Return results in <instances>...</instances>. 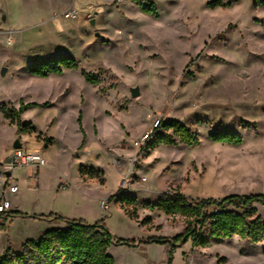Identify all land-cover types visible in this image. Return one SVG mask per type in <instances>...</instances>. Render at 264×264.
Segmentation results:
<instances>
[{
  "label": "rangeland",
  "instance_id": "rangeland-1",
  "mask_svg": "<svg viewBox=\"0 0 264 264\" xmlns=\"http://www.w3.org/2000/svg\"><path fill=\"white\" fill-rule=\"evenodd\" d=\"M143 1L154 4L158 18L134 0H0V72L8 69L0 75V108L38 105L21 116L25 133L0 113V160L19 140L47 161L35 186L28 169L13 170L19 191L8 199L20 207L14 212L103 221L114 238L138 242L172 239L185 229L183 217L144 210L145 202L176 192L191 199L264 195V9L256 0L216 9L208 7L211 0ZM58 57L73 58L78 69L48 78L28 73ZM83 71L99 85L87 83ZM136 87L140 96L133 99ZM160 120L179 121L200 145L146 150L149 139L142 140ZM215 132L238 133L243 144L213 143ZM81 167L101 172L106 183L84 181ZM124 179L131 181L126 195L138 201V221L108 203ZM256 210L264 221V207ZM48 224L21 218L0 224V255L7 248L20 254L27 241L60 228ZM170 249L152 243L111 246L109 253L117 264H169ZM172 264H264V243L234 236L193 248L189 241Z\"/></svg>",
  "mask_w": 264,
  "mask_h": 264
},
{
  "label": "trees",
  "instance_id": "trees-1",
  "mask_svg": "<svg viewBox=\"0 0 264 264\" xmlns=\"http://www.w3.org/2000/svg\"><path fill=\"white\" fill-rule=\"evenodd\" d=\"M144 14L158 18L154 4L143 0H134ZM238 0H211L210 9L227 8ZM255 7L264 9V0H256ZM78 69L77 62L71 57H58L49 61L40 62L28 67V73L33 77L48 78L52 75H61L64 71ZM84 80L92 86L99 85V79L86 72H82ZM37 104L20 102L17 110L7 112L5 107L0 113L11 125L16 124L19 133L27 132V128L20 126L21 116ZM81 115L79 124L81 126ZM146 150L157 146L177 147L182 144L187 147H198L200 140L197 133L187 128L177 120H160L149 135ZM213 143L229 146H241L243 138L235 132H215L209 136ZM150 142V140H152ZM79 174L84 181H97L104 185L102 173L94 168L81 167ZM120 205L124 213L133 220H139V204L135 197L120 191L117 196H111L108 203ZM256 205L264 207V195H230L223 199H191L176 192L173 195L161 197L157 203L145 202L144 210L159 211L169 217L180 216L185 219L184 231L172 238L152 237L146 241L126 240L114 238L104 222L94 225L84 220H71L58 214L28 215L22 212H10L3 217L4 223L12 218L32 219L35 221H60L66 227L46 231L38 241H27L23 245V252L13 253L10 248L0 255V264H117L109 253L111 246H126L135 248L141 244H161L170 246L169 264L173 263V256L177 248L189 241L193 248H208L211 239H231L234 236L253 244L264 243V221L256 217ZM256 217V218H255ZM254 219V220H253ZM150 218L139 222L147 226ZM4 228V227H3ZM207 229L209 237L202 231Z\"/></svg>",
  "mask_w": 264,
  "mask_h": 264
},
{
  "label": "built area",
  "instance_id": "built-area-1",
  "mask_svg": "<svg viewBox=\"0 0 264 264\" xmlns=\"http://www.w3.org/2000/svg\"><path fill=\"white\" fill-rule=\"evenodd\" d=\"M151 133L152 132H150V134ZM150 134L143 138L142 143L149 139L148 137ZM45 167H47V161L41 151L30 150L25 148L23 145L20 149H11L8 162L5 165H2V171H0V180H2L0 183V224L4 221L3 217L13 210V206L8 199V195L16 194L19 190L18 184L11 175L13 170L25 168L32 172H38ZM129 172H133V167L129 169ZM143 181H146V179ZM130 183L131 181L129 179L123 180L120 185L122 193L126 194V190L129 189ZM63 184V190H67V183ZM104 207L105 203H102V208Z\"/></svg>",
  "mask_w": 264,
  "mask_h": 264
},
{
  "label": "crops",
  "instance_id": "crops-1",
  "mask_svg": "<svg viewBox=\"0 0 264 264\" xmlns=\"http://www.w3.org/2000/svg\"><path fill=\"white\" fill-rule=\"evenodd\" d=\"M15 143V142H14ZM14 143H12V145H11V147H9L8 148V150L6 151V155H7V157H6V159L5 160H7V161H5L4 159L3 160H0V171H2V166H1V164H3V163H7L8 162V159H9V156H10V153H11V149L13 148V144ZM29 149V148H28ZM30 150H33V148H30ZM35 151H37V150H35ZM18 169H20L19 171H22V169H24V168H18ZM44 169V168H43ZM43 169H41V170H39L38 172H32V171H27V178H29V181L31 182V185L32 186H35V182H37L38 181V179H39V176H40V172L43 170ZM12 177L14 178V180L16 181V183H17V180H16V178L14 177V172H12ZM2 182V180H0V183ZM19 186V185H18ZM19 191V190H18ZM18 193V192H17ZM10 195H15V194H10ZM13 206V205H12ZM13 210H15V211H19L20 210V207H14V209ZM11 211V212H14V211ZM21 212V211H20ZM51 214V213H50ZM54 214V213H53ZM63 217V216H62ZM67 218V217H66ZM68 219V218H67ZM11 220V222H14V220H15V218H12V219H10ZM64 224V223H63ZM63 224H59V223H57L55 220H50L49 221V224L48 225H55V226H60V228H64L63 227ZM2 225V227H5V223H4V221H3V223L1 224ZM65 225V224H64ZM149 239V238H148Z\"/></svg>",
  "mask_w": 264,
  "mask_h": 264
},
{
  "label": "water",
  "instance_id": "water-1",
  "mask_svg": "<svg viewBox=\"0 0 264 264\" xmlns=\"http://www.w3.org/2000/svg\"><path fill=\"white\" fill-rule=\"evenodd\" d=\"M91 26H95V22L94 21H91L90 22ZM8 73V69L7 68H2L1 72H0V75L1 77H5ZM131 92V97L133 99H136L140 96V89L139 87H136V88H132L130 90ZM22 147V145L20 144L19 140L15 141V143L13 144V148L14 149H20Z\"/></svg>",
  "mask_w": 264,
  "mask_h": 264
}]
</instances>
